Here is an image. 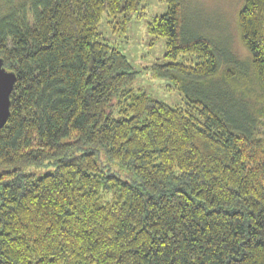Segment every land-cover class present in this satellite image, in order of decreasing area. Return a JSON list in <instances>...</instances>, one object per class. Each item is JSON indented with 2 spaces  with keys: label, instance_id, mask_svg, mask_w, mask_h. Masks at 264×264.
I'll return each instance as SVG.
<instances>
[{
  "label": "trees",
  "instance_id": "obj_1",
  "mask_svg": "<svg viewBox=\"0 0 264 264\" xmlns=\"http://www.w3.org/2000/svg\"><path fill=\"white\" fill-rule=\"evenodd\" d=\"M160 1L146 29L167 61L153 67L185 108L132 90V63L100 30L126 32L147 0L0 9V59L16 75L0 127V264H264V0L238 14L251 72L223 76L228 110L200 96L216 48L186 31L182 0Z\"/></svg>",
  "mask_w": 264,
  "mask_h": 264
},
{
  "label": "rangeland",
  "instance_id": "obj_2",
  "mask_svg": "<svg viewBox=\"0 0 264 264\" xmlns=\"http://www.w3.org/2000/svg\"><path fill=\"white\" fill-rule=\"evenodd\" d=\"M5 1L0 0V9L5 6ZM244 3L245 0H182V18L186 31L190 35L207 38L219 56L216 76L206 87L198 86L201 87L200 96L226 110L228 98L223 96V76L228 75L230 68L236 69L237 73L251 72V56L242 42L238 24V14ZM166 10V2L147 0L142 9L143 15L138 17L134 14L126 32H113L105 21H102L100 30L106 40L123 51L132 63L136 71L130 85L132 90L144 92L171 106L185 108L189 106L185 92L169 79L158 76L153 67L154 64L167 61L164 58L165 39L149 35L146 27L154 16L161 15ZM191 59V56L185 55L179 56L176 61L186 63ZM246 78L238 80L245 82L248 81Z\"/></svg>",
  "mask_w": 264,
  "mask_h": 264
},
{
  "label": "water",
  "instance_id": "obj_3",
  "mask_svg": "<svg viewBox=\"0 0 264 264\" xmlns=\"http://www.w3.org/2000/svg\"><path fill=\"white\" fill-rule=\"evenodd\" d=\"M16 81L13 71L6 70L0 59V127L7 120L10 107V93Z\"/></svg>",
  "mask_w": 264,
  "mask_h": 264
}]
</instances>
